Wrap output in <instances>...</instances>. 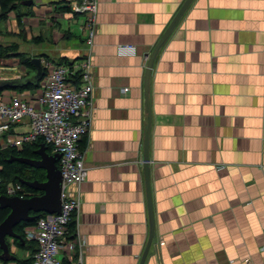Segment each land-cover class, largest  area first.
<instances>
[{
    "label": "crops",
    "instance_id": "1",
    "mask_svg": "<svg viewBox=\"0 0 264 264\" xmlns=\"http://www.w3.org/2000/svg\"><path fill=\"white\" fill-rule=\"evenodd\" d=\"M72 1L34 0L21 25L9 13L0 44L42 63L80 60L88 44ZM184 2L98 0L94 117L81 141L84 264H140L150 236V120L156 236L144 264H264V0H194L159 50L147 98L148 54ZM35 73L18 56L0 58V81L25 83ZM39 93L15 87L0 97ZM29 129L24 118L10 134ZM7 139L0 136L4 146Z\"/></svg>",
    "mask_w": 264,
    "mask_h": 264
},
{
    "label": "built area",
    "instance_id": "2",
    "mask_svg": "<svg viewBox=\"0 0 264 264\" xmlns=\"http://www.w3.org/2000/svg\"><path fill=\"white\" fill-rule=\"evenodd\" d=\"M67 5L74 14L82 17L80 29L86 34L88 53L70 63L43 61L45 74L41 93L34 97H15L9 102L0 97V136L7 135L6 146L22 150L26 143L42 137L52 146V153L61 154L58 160L63 177L61 211L45 213L36 224L26 227L27 239L39 245L30 264H84L89 250L87 240L79 230L80 185L88 175L86 149L81 148V141L89 135L94 117L92 58L98 0H75ZM121 47L134 49L131 45ZM77 76L80 77L78 84L74 82ZM127 90L125 88L124 92ZM24 118H28L30 129L10 134L12 126ZM22 190L20 183H10L6 195L25 197ZM73 222L74 228L71 227ZM16 249L13 246L12 253ZM261 249L264 250V246ZM0 264L5 263L0 261ZM242 264L255 263L245 259Z\"/></svg>",
    "mask_w": 264,
    "mask_h": 264
},
{
    "label": "water",
    "instance_id": "3",
    "mask_svg": "<svg viewBox=\"0 0 264 264\" xmlns=\"http://www.w3.org/2000/svg\"><path fill=\"white\" fill-rule=\"evenodd\" d=\"M194 0H185L181 8L177 12L176 16L173 18L166 31L157 42L156 46L151 53L148 54V65L146 69L145 77V95L149 96V79L151 76L152 68L155 59L159 53V50L170 37L172 32L175 30L176 26L180 22L181 18L191 6ZM34 0L24 1L25 5H33ZM36 68L35 78L29 80L25 83L13 82V81H0L1 85H10L12 87L24 86L27 84H37L40 79L44 77L45 68L41 59L34 58L31 60ZM151 129V120L149 122L146 134H145V144H144V160H145V179L147 184V201L149 207V220H150V236L147 242V246L142 255L140 264H144L146 257L148 255L151 244L153 243L156 231H155V218L153 210L152 201V191L150 182V154H149V134ZM36 153L40 158L31 159L28 157H15L13 159L18 160L22 163L34 166L36 168L45 169L46 180L40 181H26V183L37 191H41L42 194L30 196V197H20V196H7L0 195V207L10 208L9 215L0 223V244L4 249L2 258L4 260H10L15 258V256L10 252V249L6 242V237L10 236L12 238H17L24 241V238L15 231V226L22 221L32 220L40 213H59L62 206V182L63 177L61 169L58 165V160L61 157L60 153H49L45 145H42ZM34 212L35 214H31Z\"/></svg>",
    "mask_w": 264,
    "mask_h": 264
},
{
    "label": "trees",
    "instance_id": "4",
    "mask_svg": "<svg viewBox=\"0 0 264 264\" xmlns=\"http://www.w3.org/2000/svg\"><path fill=\"white\" fill-rule=\"evenodd\" d=\"M24 1L28 0H0V23L8 20L9 13L15 12L17 15L19 25L22 24L23 18L27 16H32L33 11L31 10V6L25 5ZM19 45L11 44L4 45L0 44V58H9L11 56H18L21 60V64L25 68H34V64L31 61V58H28L24 53L18 52ZM65 63V62H63ZM67 63H70L69 61ZM62 64V63H59ZM43 79V78H42ZM39 80L37 84H27L24 86H18V89H34L40 88L41 81ZM76 84L80 82V77L77 76L74 80ZM13 89L10 85H1L0 82V95H2L3 91L6 89ZM5 139L7 135L3 136ZM45 145L47 151L52 153V146L46 143L45 139L40 137L33 142L26 143L22 150L17 148H13L10 146H4L0 141V195H6V188L10 183H20L22 185L23 190L21 193L25 197H30L38 194H42L41 191H37L29 186L26 181H44L46 180V171L45 169L36 168L34 166L22 163L13 158L15 157H28L31 159L40 158V156L36 153V151L42 146ZM59 165V162H58ZM10 208H1L0 207V223L5 220V218L9 215ZM31 214H35L31 212ZM45 213H40L38 217L29 220L22 221L21 223L15 226V231L20 234L24 241H21L17 238H12L10 236L6 237L7 245L12 253V247L15 246L17 248V252L12 253L15 258L10 260H4L2 255L4 253V249L0 244V261L4 263H9L11 261H16L17 264H30L34 255L39 250V245L35 241H29L26 237L25 229L29 225L36 224L38 220L43 217ZM75 222L71 223V227L74 228ZM18 252H22L24 254L23 257L18 255Z\"/></svg>",
    "mask_w": 264,
    "mask_h": 264
},
{
    "label": "rangeland",
    "instance_id": "5",
    "mask_svg": "<svg viewBox=\"0 0 264 264\" xmlns=\"http://www.w3.org/2000/svg\"><path fill=\"white\" fill-rule=\"evenodd\" d=\"M16 252H17V249H16ZM13 253H14V252H13ZM18 255H19V256H22L23 253H22V252H18Z\"/></svg>",
    "mask_w": 264,
    "mask_h": 264
}]
</instances>
